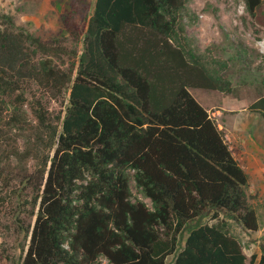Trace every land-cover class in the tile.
I'll return each mask as SVG.
<instances>
[{
    "label": "trees",
    "instance_id": "16d2710c",
    "mask_svg": "<svg viewBox=\"0 0 264 264\" xmlns=\"http://www.w3.org/2000/svg\"><path fill=\"white\" fill-rule=\"evenodd\" d=\"M244 1L264 28V0ZM188 3L72 1L62 26L80 53L0 16V206L23 199L35 216L21 264H264L229 230L258 219L247 172L190 92L229 82L192 46ZM65 93L52 115L46 98ZM249 109L264 118V94Z\"/></svg>",
    "mask_w": 264,
    "mask_h": 264
},
{
    "label": "rangeland",
    "instance_id": "374dc122",
    "mask_svg": "<svg viewBox=\"0 0 264 264\" xmlns=\"http://www.w3.org/2000/svg\"><path fill=\"white\" fill-rule=\"evenodd\" d=\"M72 1L78 0H0V16L10 15L16 25L44 40L62 36L69 48L80 53L81 41L71 40L62 26L63 14ZM186 22L191 44L208 69L229 82L223 90L190 89L218 126L223 128L224 123L238 121L236 116H230L237 112V106L252 101L258 95L244 86V82L252 80L255 86L256 83L264 82V76H261L264 73V28L248 13L244 0H189ZM258 44L263 51L259 50ZM72 61V57L66 56L65 63L61 65L68 68ZM259 93L264 94L262 91ZM68 94L65 93L63 98H46L52 115L65 108ZM232 109L234 111H230ZM232 146L234 150L238 148L234 139ZM248 192L257 214L258 229L246 231L236 222L227 221L230 233L240 241L250 261L252 258L258 260L264 247V190L250 191L248 188ZM134 195L151 206L150 199L136 189ZM23 197L30 199L31 192L26 189ZM20 202L15 200L14 209L8 204L0 206V264H21L28 247L29 237L23 229L34 223L35 216L31 213V204H23V199ZM185 237L186 232L180 236L178 249L183 246ZM174 257L175 254L168 256L166 264H170ZM101 261V264H108L105 258Z\"/></svg>",
    "mask_w": 264,
    "mask_h": 264
},
{
    "label": "crops",
    "instance_id": "0c3cea01",
    "mask_svg": "<svg viewBox=\"0 0 264 264\" xmlns=\"http://www.w3.org/2000/svg\"><path fill=\"white\" fill-rule=\"evenodd\" d=\"M258 45L259 50L263 51L260 44ZM261 76L263 77L264 73ZM254 83L251 80L249 83L244 82L243 85L258 95L252 101L237 106V112L230 115L236 116L237 122L229 121L222 126L233 155L248 174L250 191L264 190V118L259 112L249 109V106L260 96L259 92H264V82L256 83V86ZM232 139L238 146L236 150L232 146Z\"/></svg>",
    "mask_w": 264,
    "mask_h": 264
}]
</instances>
